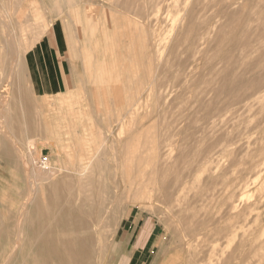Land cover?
I'll return each instance as SVG.
<instances>
[{
    "label": "rangeland",
    "instance_id": "374dc122",
    "mask_svg": "<svg viewBox=\"0 0 264 264\" xmlns=\"http://www.w3.org/2000/svg\"><path fill=\"white\" fill-rule=\"evenodd\" d=\"M82 3L88 5V12L90 13L92 19L96 22L101 20V13H103V11H107L108 13H110V20L113 21H110L108 35L110 49L113 56L112 59L109 60V57H105L106 55L103 54L102 51L104 50H102V47L99 45L100 43L103 44L106 39L104 35H102V38H100L99 41L95 40V43L97 45H95V47L93 48V54L86 56L88 60L87 62H85V55L82 56L83 69L91 68L92 70L93 74H90V79L83 82L82 84H79V86L72 80V77L70 76L68 78L69 86H62L61 91L57 93L56 91H53L56 88L55 85L45 87L42 86L40 88L32 86L30 84L32 81L31 72L27 71L25 63V54L34 46V44H36L41 34L48 28L47 25L50 24V18L47 14V6H43L42 3H40L38 0H0V19L4 20L5 22L8 21V24L5 23V27L4 24H2L3 21L1 20L0 22V91L4 89L3 86L7 87V92L5 93L6 96L4 94L5 97H0V110L4 106L6 112L9 111L10 114H8L10 116H15L14 119H12L8 123L7 128H0L1 130H4L6 132L0 133V264H3L4 261V264H26V262H30L32 259L35 260V256L36 259L37 257L39 259V255L34 252H37L39 247V238L37 237L39 236L40 225H37L39 224V221H37V218H39L37 210L40 209V204H38V207L33 202L30 204L29 209L27 207L25 208V206H20L21 204H24L22 202L26 201L25 199L28 198L26 192L28 195L29 192L30 194H33L31 190L28 191L29 184L31 183L30 189L34 188V186H36L37 184L34 183V177L29 175L28 172L29 165L31 166L32 164V159L30 158H34L35 161L36 159H38L39 161H49L48 164L53 168H60L61 166L72 168L70 166L74 165V167L76 168L80 166L79 164H81V158H79L80 154L89 153L91 149L92 152L99 150V152L105 151L108 154V158L106 161L112 167H118L125 163V168L123 169L124 173L121 174L120 172L119 176L123 175V178L126 181H128V179L130 181L131 179L133 180L136 177V172H134L136 169L132 164L135 165V163H137L134 161L140 155V157H145L144 159H147V161H149V155L152 153L153 149L158 148L161 152H163L167 147H165V144L167 143H172V145H174V147L171 145H168V147L172 149V154L174 153L173 155H176L179 151L178 147H185V145L190 142V140L187 138L191 137L193 134L192 132L194 131L198 136L203 137L202 148L210 147V159L218 158L220 159V163L222 164L226 163L228 157L227 150H232V154H242L246 151V148L244 146L238 147L234 144H222V139L224 137L231 138L233 134L237 133L238 131L241 132L247 127L248 124L253 121L255 106H257L255 104L253 107H243V102H237L234 100L232 88V73L241 74V71L243 70L245 65H238L237 68L234 69L232 63V52H235L236 59L241 60L242 56L239 54V50L241 47L245 46L248 52V56L250 57L253 55L254 51L259 49L260 44L259 42H257V40H252L253 42L251 41L246 45L244 44V42L249 40L248 38L250 36L247 33L242 32L241 28L238 30H234V26L232 25V7L229 13H221L213 18L212 22L214 31H212L208 37L209 43H206L205 45L203 55L204 59H202L197 69L193 67L189 72L190 81L188 82L190 84L187 82L186 89L174 93L170 97V99L167 100V98L157 97L153 93H148L146 89V85L148 83H146V80L148 75L147 73H149L148 71L151 67V64L149 66V62L147 61L148 58L146 54H144L142 49L137 50V53L133 56V53L131 51L132 47L130 46L129 42H127L126 37H124L126 34L133 32L137 34V38L139 37L138 40H134V43H143L140 33L143 30L144 22L147 21V18L145 11H138V0H82ZM126 3L128 4L129 8L124 13L122 7L125 6ZM260 5L264 6V4ZM220 6L221 5L217 4L214 8L219 9ZM34 9H36L38 12L34 11ZM68 9L70 10V8ZM4 11L8 12L4 13ZM127 14L129 16H127ZM4 15H6L5 19H3ZM90 15H88L89 18ZM131 16L133 17L131 18ZM140 16H142L143 18H141ZM262 17L263 19L258 17L255 18L256 21H254V24L252 21L249 22L248 25L244 23L240 27H243L245 30H249V28L251 29L252 27H255L258 22H262V29L264 30V14L262 15ZM18 19H22V22ZM67 19L70 20L69 15L67 16ZM36 21L38 26L43 27L44 29L41 28L40 30V28H36L38 27L35 23ZM69 22H71V29L73 30L72 32L69 24L66 23V29L67 31H69V35H71L72 38L67 40L68 49H70V52L72 53L69 59L74 60L77 57V59L79 58L80 61L81 55H79L80 53L78 54V52L81 50V46L83 45L82 41L84 40L76 37L77 33L74 23L72 21ZM137 22L140 23L139 26ZM10 24L13 29L7 28V25ZM127 24L132 25L131 31L128 30ZM246 25L250 27L248 28ZM33 29L35 30L33 31ZM37 29H39L40 31ZM42 29L44 30L43 32ZM259 29L261 30V28ZM39 32L40 35L38 34ZM10 33H14V35L16 36V42L14 43L15 45L12 44L10 40H8V34ZM112 33L115 35L114 37ZM36 36L39 37L37 38ZM235 36L239 38L237 48L234 46V44H231ZM114 42L116 43V45L114 44ZM186 45L187 44H183V47L187 48L188 45ZM183 47L180 48L181 50L179 49L181 52L177 48H174L173 50L176 53L172 51V47L171 49H169L172 53H179L184 57L186 54L184 50L187 49L184 48V50H182ZM91 49L92 48H90V50ZM169 49L166 48L165 53L166 51H169L167 53H170L171 55L172 53ZM15 50L18 53H16ZM162 50L164 51V49ZM115 51H117V53H115ZM141 52L142 54H140ZM99 58L101 60H107L108 64L105 65L106 69H108L109 67L115 68H112L110 73L107 70H104V72L99 71L100 66L94 67L98 64L97 60ZM82 64L78 65L77 67L81 74L84 73V70L81 69ZM84 65L86 67H84ZM194 73H196L195 76ZM86 76L88 75H85L84 73V77ZM120 76L122 77V80H120ZM36 79L37 82L42 84L43 78L41 75L38 74ZM192 79L196 81L191 82ZM54 83L55 82H53L52 84ZM187 90L188 92H186ZM119 93L121 95H119ZM139 93L141 94L139 95ZM257 93L263 97L264 101V89L257 91ZM71 94L73 96H75L76 94L77 95L74 98L73 96H71ZM62 95L63 97H61ZM174 96L176 97L174 98ZM67 98L68 100H66ZM198 98H201V100L198 101ZM134 100H136L135 102H138L139 104L138 112H140L137 115L131 114L127 109V104L129 105ZM70 101L71 103H69ZM154 102L157 104H155ZM6 105L8 109H6ZM156 109L158 113L155 112ZM79 110H81V112ZM142 113H144L145 115ZM156 113L157 116L155 115ZM116 117L118 118V120ZM146 119H148V122ZM121 120L122 122H120ZM180 121L183 122V125H181ZM130 126H132L133 128L131 129ZM144 126H146V128H144ZM147 128L150 130L148 131ZM179 130L183 131L184 133L182 132L181 134H179ZM107 131L111 134H108ZM136 131H138L142 136H140ZM186 134L189 135L185 137ZM107 135L109 136L107 137ZM104 136H106V140H104ZM132 136H135V139ZM143 137L145 138V140L143 139ZM210 138L211 140H209ZM102 139L104 140V142H102ZM136 140L139 142H137ZM154 140H156L158 144ZM172 140L174 141V143L175 141H177V143L174 144ZM140 141L143 142L141 143ZM142 145L144 147H142ZM146 146H149L150 148L148 147L147 149ZM31 153L33 154V157L31 156ZM124 153L127 155H125ZM18 154H20L19 156L22 157L20 158ZM70 154L72 156H70ZM27 155L30 157H25ZM130 155L132 156L129 158ZM69 156L71 157L70 159ZM114 156L115 158H117V156L119 158H117V160L115 159L114 162H116V164H113L112 162ZM125 157L128 159H124ZM38 160L36 161L37 163L42 162H39ZM126 160H129L130 163H128ZM136 161H139V159ZM23 163L27 164L24 166ZM129 164H131V166ZM130 167H134L131 168L134 170H131ZM75 168H72V170H75ZM99 169L97 168L96 170L98 171ZM127 170L129 171V176L127 174ZM97 171H95L94 168V174L98 177L99 175H97ZM102 172L103 174L100 175L99 179L103 181L105 179V176H103L104 171ZM63 174L69 175L70 178L72 176L74 180H77V178H79V176L76 178V174H68L64 172ZM85 175L90 176L92 175V173L88 172ZM101 176H103L104 178ZM72 178L71 180H73ZM71 182L70 184H72ZM130 183L131 182L125 184V187L123 186L117 191L120 196L122 194L121 197L119 196L116 203L119 215L117 218L118 221H116L114 231L110 237L112 240V244L102 250L101 255L103 257L100 263L160 264L162 258L167 255L168 252H170V249H173L175 254H182V257L184 255L188 257V250L186 246H184V244L181 242V234L186 231L187 225H189L190 217L186 213L187 211L183 212L180 211L178 207L167 206L157 201V198H149L147 195L148 192H145L147 190L146 188L149 185L148 183V185H146L147 187L145 186L146 183ZM71 187L72 185H70L68 189L67 185L60 186L57 191L53 190L54 188L51 190L43 191L39 189L36 192V195L37 198L39 197V200H41L40 197L42 195L46 196L53 192H58L60 195L62 194L61 196H63L68 193V191L71 193L75 192L73 188L70 189ZM143 187L145 191L141 190L143 189ZM143 195L146 197H144ZM215 206L216 205L212 207ZM34 208L36 209L34 210ZM26 209L28 210L27 212L31 215L23 214L24 211L26 212ZM255 221L257 222L255 223ZM134 222H138L137 229H134ZM148 225L154 229L152 232H147L145 234V237H143V235L140 234V229L145 228ZM214 225L217 224L213 223V225H211V228H214ZM245 225L242 226V229H240L241 231L239 230V228H237L238 230H236L239 232H248V230L249 232H257V229H260L257 233H264V216L263 218L261 216V218H258L253 222L252 220H250L246 222ZM56 227V224L52 223L53 231L56 229ZM148 233L149 236H147ZM14 238L17 240L20 239V241H18V244H15L13 242L16 241ZM32 238H34V240ZM36 238L38 241H36ZM236 238L235 242L233 240L234 238L232 239V248H234L235 243H237L238 241V237ZM28 239L30 240L28 241ZM151 239H154V241L149 247L148 244ZM7 240L10 241L7 242ZM28 243L30 244L29 250L25 249V245ZM12 245L20 246L15 248V252L13 251V253L15 254H11V250L13 248ZM137 245H140L142 252L134 251ZM200 246L201 244L199 243L198 247ZM140 247L138 246L137 248ZM198 247L196 246V249H198ZM20 249L23 251H21ZM9 254L11 255L10 257H8ZM33 254L35 256H33ZM63 258L65 261H67L69 258L68 254L64 255ZM182 259L183 261H180L177 264H190L193 262L189 261L187 258ZM252 264H264V250L258 253V256H255Z\"/></svg>",
    "mask_w": 264,
    "mask_h": 264
},
{
    "label": "bare ground",
    "instance_id": "6f19581e",
    "mask_svg": "<svg viewBox=\"0 0 264 264\" xmlns=\"http://www.w3.org/2000/svg\"><path fill=\"white\" fill-rule=\"evenodd\" d=\"M217 4L221 5L219 9L214 8L215 5ZM260 4H264V0H138V3H137L138 11H145L146 18H147V21L144 22L143 30L140 33L143 43L142 44L134 43V40L136 39L138 40L139 38V37L137 38L136 33L130 32L129 34H126L124 36L126 37L127 42H129L130 46L132 47L131 51L133 53V56L137 53V50L142 49V51L144 52V54H146L148 58L147 61L149 62V66L151 64V67L149 68V71H148L149 73H147L148 75H147V80H146V83H148L146 85L147 86L146 89L148 93H153L157 97L167 98V100H169L170 97L174 93H177L179 91L186 89L187 82L190 81L189 80L190 70H192L193 67L197 69L202 59H204L203 55H204L205 45L206 43H209L208 37L211 34V32L214 31L212 20L215 16L221 13L222 14L229 13L232 7V25L234 26V30L235 29L238 30L241 28L242 32H245L250 36L248 38L249 40L244 42V44L246 45L252 40L253 41L257 40V42H259L260 44L259 49L256 51L253 50L254 53L250 57L248 56V52L245 46L241 47L239 50V54L242 56L241 60L236 59L235 52L234 53L232 52V63H233L234 69L237 68L238 65H241V64L245 65V67L241 71V74L232 73V88H233L234 100L237 102H243V107H253L255 104L257 106H255L253 121L250 124H248L244 130L242 131L240 130L241 132L238 131L237 133L233 134L231 138L222 137L223 138L222 144L223 145L224 144H234L238 147L244 146L246 148L245 153L232 154V150L230 149L227 150L228 157H227L225 164L220 163V159L218 158L210 159L211 157L210 147L202 148L203 137L198 136L196 132L194 131L192 132L193 133L192 136L187 138L190 140V142L186 144L187 146L185 145V147L184 146L178 147L179 151L176 155H173L174 153L172 154L171 152L172 149L168 147V145L169 146L171 145L173 147L174 145H172V143L171 144L167 143L165 144V147L167 146L168 148L166 147L163 152H161L160 149L158 148H154L152 153L149 155V159H148L149 161H147V159H144L145 157L144 158L140 157L141 155L138 158L135 156L137 159H135L134 162H137V163H135V165L134 164L132 165L135 166L136 170L134 172H136V177L135 179L133 180L131 179L130 181L128 179V181L131 183L139 182V184L140 182L146 183L145 186L149 184L148 187L146 186L147 187L146 191L144 190L145 186L143 187V189H141L142 191L148 192L147 195L149 198L151 197L154 199L157 198L156 199L157 201L167 206L178 207L180 211H183V212L187 211L186 213L190 217L189 225H187L186 231L181 234L182 235L181 242L184 244V246H186L188 250V252L186 251L188 257H186V255L182 257V254H175L174 250L170 249V252H168V254L162 258L160 264H177L180 261H183L182 258H187L189 261H193L190 264H252L255 259V256H258V253L264 250V233H261V232L257 233L260 229H257L258 230L257 232H249V230L248 232L237 231L238 230L237 228H239V230L242 229V226L245 225L246 222L250 220H252L253 222L256 219L261 218V216L262 218L264 216V101H263V97L257 93V91L264 89V30L262 29V24H263L262 22H258L255 25V27H252L251 29L249 28L250 26H247L249 22H252V21L254 24L255 23L254 21H256L255 18L257 17L263 19L262 15L264 14V8H263L264 6L263 5L261 6ZM122 8L125 13V11L129 8L128 4L126 3L125 6H123ZM34 11H37V10L34 9ZM7 12L4 11V13H7ZM127 16L129 15L127 14ZM101 17H102L101 18L102 19L101 31L106 41L103 44L100 43L99 46H101L102 50H104L102 52L103 54L106 55L105 57H109V60H110L112 59L113 55L110 49L108 28H109L110 21H113V20H110L111 15L107 11H103V13H101ZM132 17L133 16H131V18ZM140 17L143 18L142 16ZM5 18H6V15H4L3 19ZM1 20L2 19H0V22ZM2 21H3L2 24H4V27H5L6 25L5 23H7L8 21L7 22H5L4 20ZM35 23L38 26L37 21ZM244 23L247 24L246 26L249 28V30H245L243 27H240ZM137 24L139 26L140 23L137 22ZM127 27H128V30L131 31L132 25L127 24ZM7 28L13 29L11 24L7 25ZM36 28H40L41 30V28L43 27L38 26ZM259 28H261V30ZM43 29H42V32L44 31ZM34 30L35 29H33V31ZM93 30L94 29L92 28V31ZM35 34H36V31H35ZM38 34L40 35V32ZM8 36H9L8 40H10L12 44H14L16 42L15 41L16 36L14 35V33H10L8 34ZM114 36L115 35L113 34V37ZM238 43H239V38L235 36L231 44H234V46L237 48ZM114 44L116 45L115 42ZM183 44L184 45L187 44L188 47L187 48L183 47ZM171 47H172V51H174L173 50L174 48H177L179 50L181 47H183L182 50H184V48L187 49V50H184V52H186V54L184 53L185 56L183 57L179 53L177 54L172 53L170 50ZM166 48L168 49L170 48L169 50L172 53L171 55L170 53H167L169 51H166L165 53ZM162 49H164V51ZM16 53L18 52L16 51ZM115 53H117V51H115ZM140 54H142V52ZM189 59H190V63H189ZM87 61L88 60L85 59V62ZM98 62L99 63L95 65L94 67L100 66L99 71L104 72V70L105 71L107 70L109 71V73L111 72V69L113 67L112 68L109 67L108 69H106L105 65L108 64L107 60L100 59V61ZM130 64H131V61H130ZM84 67L86 66L84 65ZM84 73L85 75H88V76L84 77ZM84 73L81 74V73L76 72V75H75L76 84L78 85L82 84L83 82L90 79L91 75L93 74L91 68L89 69L85 68ZM155 73L159 77H157ZM195 74L196 73H194V76ZM121 76L119 77L120 80H122ZM192 81L195 82L196 80L192 79L191 82ZM3 88L4 89L0 91V97H3L4 94L7 92V89H6L7 87L3 86ZM61 89H62V86H58L53 91H56L57 93H59ZM188 90L186 92H188ZM140 94L141 93H139V95ZM119 95L121 94L119 93ZM71 96L73 95L71 94ZM75 96L73 97L75 98ZM61 97H63V95ZM175 97L176 96H174V98ZM66 100H68V98ZM197 100L200 101L201 98H198ZM135 101L136 100H134L129 105L127 104V109L130 111L131 114L137 115L140 111L138 112L139 104L138 102H135ZM69 103H71V101ZM6 109H8L7 105H6ZM4 111L6 112L3 106L0 110V128L1 129L7 128L8 123L15 117V116L13 117L10 116L9 111L6 113ZM79 111L81 112V110ZM155 112H157V109ZM157 113L155 114L156 116H157ZM146 120L148 122V119ZM120 122H122V120ZM181 125H183V122H181ZM130 127L131 129L133 128L132 126ZM144 128H146V126H144ZM149 130L150 129H148V131ZM179 131H178L179 134L183 132V131H180V132ZM0 133H6V132L4 130H1ZM108 134H111V133H108ZM138 134L140 135L139 132ZM188 135L189 134H186L185 137H187ZM108 136L109 135H107V137ZM132 137H134L135 139V136H132ZM105 138L106 136H104V140H106ZM143 139L145 140L144 137ZM104 140L102 139V142H104ZM209 140H211V138ZM157 141H158V138H157ZM175 143H177V141H175ZM142 147L144 146L142 145ZM148 147L146 146L147 149ZM99 151L92 152V149H91L89 153L80 154L79 155V158H81V164H79L80 166L76 168L74 167L75 165L70 166L72 168H75V170L74 169L72 170V168H69V167H62V166L60 168H53L52 166L48 164L49 161L47 162V161L41 160L42 161L41 162L38 159H36V161L38 160L39 162H41V163H37L34 158H30L32 159V164L31 166L29 165L28 172H29V175L35 178V179L33 178V180H34V183H37V184L36 186H34L35 185L34 184L33 185L34 188L32 189H30L31 183L29 184L28 191L31 190L33 194H30L29 192V195H28L26 192V195L28 198L25 199L26 201L22 202L24 204H21L20 206H25V208L27 207L29 209L30 204L33 202L37 206L38 204H40V209L37 210V214H39V218H37V221H39V224L37 225L38 226L40 225L39 236L37 235L38 236L37 238H39L38 239L39 247H38V251L34 252L39 255V259L38 257L36 259V256L33 254V256H35V260L32 259L30 262L29 261L26 262V264H101L100 262L103 257L101 255V252L102 250H104V248H107L108 246L112 244V240L110 237L114 231V226L116 225V221H118L117 218L119 215H118V209H117L116 203H117V200L120 194H118L117 191L121 187H123L125 184H128L129 182L123 178V175L119 176L120 172L121 174L124 173L123 169L125 168V165H124L125 163L121 161L123 165L118 166V167L114 165L115 167H112L106 161L108 158L107 157L108 154L105 151H101V152ZM19 155L20 154H18V156ZM31 156L33 157V154ZM70 156L72 155L70 154ZM70 156H69V159L71 158ZM131 156L132 155H130L129 158ZM25 157H30V156L27 155ZM126 157L124 159H128ZM117 158H115L114 156L113 158L114 160L112 159L113 164H116V162L114 161L115 159L117 160ZM138 159L139 161H136ZM126 161L130 163L129 160H126ZM26 164H24V166ZM129 165L131 166V164ZM94 168H95V171H97L96 170L97 168L98 169L100 168L99 169L100 171L99 170L97 171L98 174L96 173L97 175H99L98 177L94 174ZM131 168H134V167H130V169ZM131 170H134V169H131ZM102 171H104L103 176H105V179H104L105 181L103 180L104 182L99 179L100 175L103 174ZM63 172L68 173V174H76V178L78 176L79 178H77V180H74V178H72L71 176V178L73 179L71 180L69 175L63 174ZM88 172H91L92 175L86 176L85 174H87ZM127 172L129 176V171L127 170ZM70 182L72 184H70ZM65 185L68 186V189H69V186L72 185L70 189L73 188L75 192L71 193L68 191V193H66L63 196H61L62 194L60 195L58 192L57 193L53 192L46 196L42 195L40 197L41 200L38 199L39 197L37 198L36 192L39 189L43 191V190H51L54 188L53 190L57 191V189L60 186H65ZM213 204L216 206L212 207L214 206ZM35 209L36 208H34V210ZM27 211L28 210L26 209V212L24 211L23 214L25 215L29 214ZM256 222L257 221H255V223ZM52 223L53 224L55 223L57 226L54 231L52 230ZM213 223L217 225H214L215 227L211 228V225H213ZM257 226H260V225H257ZM245 230H246V227H245ZM236 237H238V241L237 243H235L234 248H232V239L234 238L233 240L235 242ZM37 238H36V241H38ZM32 239L34 240V238ZM15 240L16 241H13L15 244H18V241H20V239L18 240L15 239ZM29 240L30 239H28V241ZM9 241L7 240V242ZM199 243L201 244L200 247H198ZM12 246H13L11 250L12 253L11 251L10 253L15 254L13 253V251L15 250L16 247H20V246H17V245H12ZM196 246L198 247V249H196ZM29 247H30L29 243L25 245V249L29 250ZM66 254H68L69 256L67 261H65L63 258L64 255ZM10 256L11 255L9 254L8 257Z\"/></svg>",
    "mask_w": 264,
    "mask_h": 264
},
{
    "label": "crops",
    "instance_id": "0c3cea01",
    "mask_svg": "<svg viewBox=\"0 0 264 264\" xmlns=\"http://www.w3.org/2000/svg\"><path fill=\"white\" fill-rule=\"evenodd\" d=\"M38 1L42 3L43 6H47L50 24L46 31L41 34L36 44L25 54L26 69L28 72H31L32 75L30 84L39 88L51 85H55L56 87L69 86L68 78L71 76L72 80L75 82L76 72L80 73L77 67L83 62L82 56L85 55L86 58V56L93 54V48L97 45L95 40L99 41V39L102 38V19L98 22L94 21L88 12V5L82 3V0ZM68 8H70V10ZM68 15L70 16V20L67 19ZM88 15H90V18ZM69 21L74 23L77 33L76 37L84 40L82 41L83 45L81 46V50L78 52V54L80 53L79 55H81L80 61L77 57L74 60L69 59L72 55L67 44V40L72 39L71 35H69V31L66 29V23L69 24L71 29V22ZM92 28L94 29L93 31ZM71 31L73 32L72 29ZM90 48L92 49L90 50ZM97 61H100V58ZM81 69H83V64ZM38 74L43 78L42 84L37 82L36 77ZM53 82L55 83L52 84ZM137 226L138 222H134V229H137ZM153 229L154 228L148 225L140 229V234L145 237V234L147 232H152ZM147 236H149V233ZM153 241L154 239L149 241V247L152 245ZM138 246L140 247V245H137L134 251L142 252L141 247L137 248Z\"/></svg>",
    "mask_w": 264,
    "mask_h": 264
}]
</instances>
